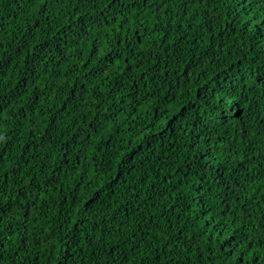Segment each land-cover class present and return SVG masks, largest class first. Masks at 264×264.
I'll return each instance as SVG.
<instances>
[{
	"label": "trees",
	"instance_id": "trees-1",
	"mask_svg": "<svg viewBox=\"0 0 264 264\" xmlns=\"http://www.w3.org/2000/svg\"><path fill=\"white\" fill-rule=\"evenodd\" d=\"M0 264H264V0H0Z\"/></svg>",
	"mask_w": 264,
	"mask_h": 264
}]
</instances>
